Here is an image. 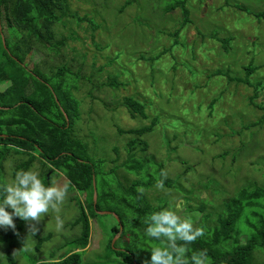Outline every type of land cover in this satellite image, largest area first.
<instances>
[{"label": "rangeland", "instance_id": "rangeland-1", "mask_svg": "<svg viewBox=\"0 0 264 264\" xmlns=\"http://www.w3.org/2000/svg\"><path fill=\"white\" fill-rule=\"evenodd\" d=\"M174 1L71 0L72 13L78 17L89 16L98 31L93 33L89 24L77 26L76 20L75 23L70 19L64 26L55 28L61 37H70L71 32L77 34L76 40L68 41L60 55L55 54L54 45L47 41L41 45L39 56L49 67L45 73L50 75L51 69L56 70L62 64H67L71 70L66 74L69 89L65 90L78 88L74 99L79 106L77 109L71 107L75 137L83 142L90 159L107 161L102 170L111 173L115 170L111 169L114 166L111 161L117 159L115 148L120 155L119 163L123 162L128 155L126 145L135 141L132 136H122L119 127L130 130L154 126V132L145 137L149 143L148 155L156 157L164 175L173 182L158 187L159 173L154 174L152 182L145 172L137 176L116 174L115 170L110 178L103 173L102 178L109 182L99 185V193L101 196L109 193L107 204L113 208L110 211L107 206L99 212L112 215L98 214L90 221L91 237L88 249L81 255L82 264H123L118 249L124 248H129L139 259L140 250L144 251L148 264L150 250L162 244V241L146 242L148 237L144 232L139 234L140 246H126L130 241L128 236L123 237L125 243L119 242L121 232L115 234L113 231L116 222L121 224L119 213L115 211L117 205L125 208L133 225L140 224L135 210L121 203L122 197L131 200L123 192L138 178L143 183L153 184L150 190L138 188L142 195L141 205L148 206L151 211L155 206L156 211L171 208L182 218H191L194 227L201 229L208 221V214H213L209 224L212 225L223 205L231 203L245 186L258 184L264 188V127L241 133L244 125L264 115L255 107L264 108V0H189L191 22L181 31L178 45H174L176 40H170V36L173 37L177 26L181 27L183 14L180 10L165 14V8ZM246 11L263 14V17L259 20ZM61 37L54 42L60 43ZM97 44L102 48L109 44L110 48L100 50ZM32 60L36 63L39 59L32 57ZM248 66L256 69L250 77L251 82L262 85L257 100H251L255 89L237 82L246 78ZM165 73L174 77L172 83L167 76L160 78ZM110 75L121 78L129 86L120 90L105 87L103 83ZM128 97L148 102H143L147 104L146 120L132 119L124 107V99ZM157 118L158 123H155ZM225 153L228 156L224 160L221 156ZM29 158L18 155L7 161L4 174L0 173V185L11 183L16 166ZM137 160L141 166L145 165L142 154ZM31 167L39 171L45 186L48 177L50 183L68 186L59 213L64 220L63 228L56 230L57 213L50 212L42 217L37 224V234L48 241L39 243L37 251L39 241L30 237L29 223L14 218L15 230L1 229L0 239L3 235L9 243L0 245V264H6L10 243L15 246L17 264H32L33 259L47 260L52 255L63 260L83 252L73 251L82 232L75 223L80 217L78 204L88 208L91 194L70 189L64 174L43 173L39 162ZM256 213L258 218L264 217V211ZM257 217L254 211H248L241 230L252 235L255 229L247 226L259 227ZM123 226L129 232L131 225L127 226L124 221ZM256 256V264H264V254Z\"/></svg>", "mask_w": 264, "mask_h": 264}, {"label": "trees", "instance_id": "trees-1", "mask_svg": "<svg viewBox=\"0 0 264 264\" xmlns=\"http://www.w3.org/2000/svg\"><path fill=\"white\" fill-rule=\"evenodd\" d=\"M188 4L189 0H175L165 8V14L167 15L178 10L183 14L181 27L177 26V31L173 34V37L170 36V40H176L174 45L181 43L179 42L181 31L185 30L186 24L191 22V10ZM246 12L259 20L263 17V14L260 13ZM70 19L73 22L76 20L77 26L82 23L89 24L93 33L98 31V26L89 16L78 17L74 15V12L72 13L71 0H0V173L4 174V165L7 161L15 159L18 155L27 156L30 157L29 160L16 166L14 175L19 170L31 169L32 165L39 162L43 168V173L64 174L69 182L70 189L91 194L92 197L88 208L77 203L80 217L77 219L75 226H79L82 232L80 239L75 241L77 247H74L73 251L81 250L83 252L73 254L63 260H57L53 255L51 259L47 260L33 259L32 264H82L81 255L83 256L84 250L88 248L91 237L90 221L98 217L97 211L107 209V199L110 196L107 192L101 196L98 189L99 185L104 186L109 182L106 178H102L103 173H105L102 167L107 161L90 159L83 142L75 137V123L71 107L77 109L79 106L74 99L78 88L71 91L65 90V88L69 89L68 80L66 79V74L71 71L69 66L62 64L56 70L51 69L50 75H48L44 71L48 70L49 67L39 56L44 41L54 45L53 51L56 55H60L61 50L68 46V41L76 40V32H71L70 37H61L55 29L58 25L64 26ZM57 37H61L60 43L54 42ZM96 46L100 50L110 48L109 44H105V48H102L101 44ZM223 48L226 51L228 50L226 47ZM165 49L169 50L170 47ZM160 56H158V59H160ZM32 57H38L39 60L34 63ZM245 69L246 78L239 79L237 82L255 89V96L251 100H257L262 85H255L250 80L256 69L252 66ZM150 72L152 77H155L154 71L150 70ZM167 75L165 73L160 78H165ZM167 78L170 83L174 80V77L167 76ZM230 81L232 82V80ZM103 85L116 90L129 86L128 83H123L121 78L115 77V75H110L108 81ZM262 89L264 90V87ZM178 91H180V88ZM124 100V107L128 110L132 119L138 117L147 119V104L145 103L148 102L143 101L145 102L143 103L132 97ZM255 107L264 113V108ZM158 120L159 118L155 123H158ZM262 127H264V115L256 122L244 125L241 133ZM153 128L154 126L124 130L119 127V130H122L120 132L122 136H132L135 141H130L126 145L128 155L123 162L119 163L120 155L118 149L115 148L117 159L111 161L114 165L111 169H115L116 174L123 172L126 175L135 174L137 176L145 172L151 182L154 174L159 173L158 184L162 183L163 186L173 184L172 179L170 180L164 175V169L161 164L156 162L158 161L156 157L148 155L149 143L145 137L154 132ZM139 154L143 156L144 166H141L137 160ZM227 156L228 154L225 153L221 157L225 160ZM115 170L111 173L108 171L105 174L110 178L114 176ZM48 179L45 180L46 186L50 185V178L48 177ZM99 181L105 183L99 184ZM151 182L146 184L138 178L132 183L130 189L123 192V194L131 197V200H129L131 204L126 197H122L121 203H125L128 207L130 205L135 210L140 224L136 225V222L133 225L128 215L125 214L124 207L120 205L115 207V211L119 213L117 215L121 224L116 222L113 231L115 234L122 231L119 242L123 241L124 236H128L130 241L128 240L126 243L123 241L126 246L138 247L141 245L139 234L145 232L146 225L144 221L153 212H157L156 206L151 211L148 206L141 205L142 195L137 191L138 188L152 189L153 184ZM95 188L98 194L96 207L94 203ZM73 200L75 201V199ZM260 207H263V209ZM111 208L113 207L108 206L110 211ZM257 208L256 212L264 211V188H260L258 184L245 186L234 196L231 203L223 205L220 210L221 213L216 214L217 218L214 224L209 225L213 214L207 215L208 221L202 227L204 235L187 245V256L190 257L193 252L203 250L207 252L209 264H256V255L264 254V217L258 218L259 215L255 212ZM248 211H254L255 217L258 216L257 223H260L259 227L252 224L247 226L255 229L252 235H248L247 232L241 230L245 214ZM124 221L127 226L131 225L129 232L124 230ZM121 226L123 230H120ZM131 232L132 236H130ZM248 232L251 233V231ZM0 233H2L1 229ZM34 237L39 241L36 246L38 251L40 249L39 243L43 244L48 241V238H40L37 233ZM146 242L155 243L157 241L147 238ZM7 243L9 241L2 235L0 245L4 246ZM144 248H147V244ZM118 250V255L123 258V264H147L148 256L142 250H140V259L137 254L136 256L134 253L131 254L129 248ZM14 252L15 246L10 243L7 257H5L6 264H17ZM71 253L72 251L69 254ZM258 264L261 263L258 262Z\"/></svg>", "mask_w": 264, "mask_h": 264}, {"label": "clouds", "instance_id": "clouds-1", "mask_svg": "<svg viewBox=\"0 0 264 264\" xmlns=\"http://www.w3.org/2000/svg\"><path fill=\"white\" fill-rule=\"evenodd\" d=\"M158 187H163V184ZM67 193V185L59 186L51 182L45 186L37 170L17 171L11 183L0 185V229L15 230L14 218H20L29 223L32 237L36 235L37 224L42 217L54 212L57 213L56 230H62L64 220L59 213ZM144 223L145 235L163 242L150 250L148 264H209L206 251L200 250L187 256V245L204 235L203 229L194 227L191 218H182L171 208H164L153 212Z\"/></svg>", "mask_w": 264, "mask_h": 264}, {"label": "water", "instance_id": "water-1", "mask_svg": "<svg viewBox=\"0 0 264 264\" xmlns=\"http://www.w3.org/2000/svg\"><path fill=\"white\" fill-rule=\"evenodd\" d=\"M68 118V117H67ZM95 182H94V186H95ZM97 197H98V194H97V190L95 188V192H94V203H95V207H96V203H97ZM109 215H112V213L108 212ZM108 213H104V212H98V214L100 215H105V214H108ZM122 230V229H121Z\"/></svg>", "mask_w": 264, "mask_h": 264}, {"label": "crops", "instance_id": "crops-1", "mask_svg": "<svg viewBox=\"0 0 264 264\" xmlns=\"http://www.w3.org/2000/svg\"><path fill=\"white\" fill-rule=\"evenodd\" d=\"M89 247V246H88Z\"/></svg>", "mask_w": 264, "mask_h": 264}]
</instances>
